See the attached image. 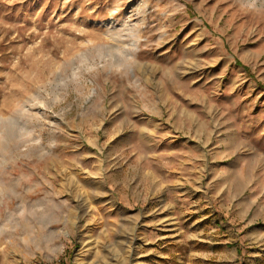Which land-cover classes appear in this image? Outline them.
I'll list each match as a JSON object with an SVG mask.
<instances>
[{
    "label": "rangeland",
    "instance_id": "rangeland-1",
    "mask_svg": "<svg viewBox=\"0 0 264 264\" xmlns=\"http://www.w3.org/2000/svg\"><path fill=\"white\" fill-rule=\"evenodd\" d=\"M0 264H264V0H0Z\"/></svg>",
    "mask_w": 264,
    "mask_h": 264
},
{
    "label": "trees",
    "instance_id": "trees-1",
    "mask_svg": "<svg viewBox=\"0 0 264 264\" xmlns=\"http://www.w3.org/2000/svg\"><path fill=\"white\" fill-rule=\"evenodd\" d=\"M246 69H247V72H248L249 74H252L251 71H250L247 67H246Z\"/></svg>",
    "mask_w": 264,
    "mask_h": 264
},
{
    "label": "crops",
    "instance_id": "crops-1",
    "mask_svg": "<svg viewBox=\"0 0 264 264\" xmlns=\"http://www.w3.org/2000/svg\"><path fill=\"white\" fill-rule=\"evenodd\" d=\"M163 225H165V224H163ZM166 225H167V226H169V225L171 226V223H167ZM169 228H170V227H169Z\"/></svg>",
    "mask_w": 264,
    "mask_h": 264
}]
</instances>
